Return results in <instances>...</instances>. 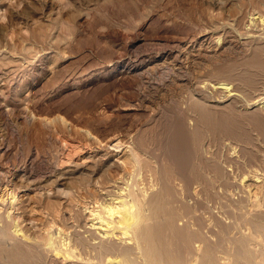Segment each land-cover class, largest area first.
<instances>
[{"label": "rangeland", "instance_id": "rangeland-1", "mask_svg": "<svg viewBox=\"0 0 264 264\" xmlns=\"http://www.w3.org/2000/svg\"><path fill=\"white\" fill-rule=\"evenodd\" d=\"M258 10L264 11V0H0V141L6 146L3 157L19 167L29 156L41 159L49 166L38 175L46 174L47 182L51 183L58 172L59 156L70 147L73 153H78L104 144L109 152L93 176L84 167L75 169L78 171L74 177L68 179L70 192L59 189L58 194V189L52 188L53 201L40 214L33 215L38 219L22 217L14 208L12 218L0 203V226L8 232L6 237L0 235V264H19L8 257L9 249L24 253L23 264H63L29 240L16 237L14 224L18 223L31 235L37 232L44 236L54 226L55 234L58 228L63 229V235L83 232L89 214L86 206L93 205L95 192L93 184L87 185L88 179L106 173L120 174L117 159L128 160L130 144L142 147L146 155L162 166L175 161L187 177L191 176L189 168L194 164L205 178L191 185V195L181 197L172 188L177 182L173 179L176 175L159 172L161 180L156 189L165 191L161 209L164 220L157 223L155 237L166 246L164 252L175 251L181 239L170 226V217L179 206L185 204L192 209L203 231L211 233L214 227L211 211L224 204L214 202L225 201L219 186L225 177L222 172L230 175L229 181L239 183L248 198V211L264 208L257 206L263 199L262 177L258 178L254 172L264 174V142L258 139L255 144H246L244 149L248 153L243 149L238 155L228 145V139L222 140V133L203 121L198 124L199 134L193 136L184 116L190 95L184 82L159 90L151 87L145 95L147 102H143V85L160 80L161 75L135 74L130 65L135 49L151 55L159 46H169L172 39H186L205 28L212 31L215 24L232 22L235 17L239 27L249 28L254 19L251 17ZM11 28L19 30L24 37L25 49L11 47ZM140 36L153 44L142 43ZM240 53L196 57L190 63L188 75L206 77L219 64L228 65L231 72L260 70L254 64H242ZM198 94L195 97L201 98L215 115L223 111L227 101L218 102L212 94ZM255 108L264 113V103L257 102L251 108L240 105L241 116L235 117L248 133L259 138L257 130L244 117ZM226 157L236 160L223 162ZM217 163L221 165L219 168ZM243 175L246 178L242 179ZM79 184L83 187L79 188ZM167 186L174 195L167 193ZM225 188L228 197L236 198L233 185L227 184ZM191 198L194 203H188ZM49 216L46 221L40 218ZM239 233L232 229L228 236ZM226 236L219 233L214 238L224 240ZM198 243V253H202L203 241ZM235 247V243L229 242L226 246L229 255L220 253L219 261H232ZM212 259L210 264H216V259L215 262Z\"/></svg>", "mask_w": 264, "mask_h": 264}, {"label": "bare ground", "instance_id": "bare-ground-1", "mask_svg": "<svg viewBox=\"0 0 264 264\" xmlns=\"http://www.w3.org/2000/svg\"><path fill=\"white\" fill-rule=\"evenodd\" d=\"M251 19L253 20L246 29L238 26V18L235 17L231 19L234 23L215 24V29L212 31L205 28L204 31L192 37L172 39L171 42L169 41L171 44L168 43L169 46H163L160 43L161 46L156 48L151 55L143 54L139 49H135L132 53L133 61L130 64L132 73L155 75V77L156 74L161 75L160 80L156 82L151 80L143 85L141 97L143 102L146 101V92L151 87L159 90L176 82H184L183 86H187L190 93L184 116L187 118L192 135L199 134L198 124L203 121L210 128L214 127L218 130L217 132L222 133V140L228 139V145L238 155L246 150L244 149L246 144H255L254 141L258 139L264 142V113L260 109L249 110L244 116L251 123L252 129L257 130L259 138L248 133L235 117L241 116L240 105L251 108L257 102L264 103V11L258 10L256 16ZM11 29L9 41L11 47L18 50L25 49L24 37L19 30ZM141 42L153 44L143 37H141ZM232 51L242 53H240L242 64L247 66L254 64L260 67V70L255 73H246L241 70L231 72L228 65L219 64L215 65L206 77L201 75L189 77L188 70L194 58L224 56ZM200 92L212 94L218 102L227 101L222 106L223 111L215 115L201 98L195 97ZM103 145L101 144L102 147L94 146L95 149L90 151L79 150L78 153L76 151L73 153L71 147L67 149L65 154L59 156L58 168L56 167L58 172L55 178L48 183L49 176L38 175V173L42 169H47L49 165L43 164L41 159L38 160L32 156H29L20 167L15 164L11 165L7 158L3 157L6 146L3 141H0V203L5 206L6 214L11 216L14 208V211L20 212L22 217L26 215L28 219H38L35 217L36 214H40L44 208L47 209L49 203L53 201L52 188L58 189V194L71 189L68 179L74 177L73 174L78 171L75 170L77 167L89 170L91 176L97 173L96 169L102 165L104 159L109 157L107 147ZM245 152L248 153L247 150ZM128 154V160L119 161L117 159L121 167V173L117 176L106 173L102 177L88 179L87 185L93 184L95 192L92 196L93 205H85L89 214L83 232L75 231L72 235H63L65 234L62 232L63 229L58 228V233L55 234L57 229L53 223L55 228L48 229L46 235L40 236L37 232L31 235L15 223L12 229L13 234L20 239L29 240L32 245L42 248L52 256L54 261H60L63 264H210L211 257L213 261L216 259V264H264V208L248 211L246 209L247 195L238 182L229 181L230 175L227 176L225 172L221 173L225 177L219 182L225 201L215 200L214 202L224 204L219 205L217 210L211 211L214 227L210 235L203 231L199 217L184 204V207L179 206L170 217V226L178 232L181 239L176 244L175 251L164 252L166 246L161 245L164 244L162 241H160L161 244L157 242L155 237L157 223L164 220L161 209L165 191L164 188L156 189L161 180L159 172H164V175L167 172H170V175H176L173 179H177V182L172 184V188L181 197L191 195V185L198 182L199 178L203 181L205 178L197 172L194 164L189 168L191 176L188 177L182 174L183 171L180 172L181 168L173 160L166 166H162L160 162L153 161L146 155L140 146L130 144ZM234 158L226 157L223 162H235ZM220 166V163L216 164L217 168ZM254 172L258 178L262 177L264 191V174L257 175L256 171ZM244 177L245 175L242 179ZM227 184L233 185L236 189V198L232 199L226 194ZM81 187L83 186L79 184V188ZM167 187V193L173 194L172 188ZM262 198L257 202V206L264 207V192ZM194 202L195 200L191 198L188 203ZM30 215L31 217H28ZM40 218L46 221L51 217ZM232 229H237L240 232L239 235L229 237L228 233ZM219 233L227 234L224 240L221 239L222 237L214 238ZM7 234L6 228L1 225L0 235L6 237ZM200 240L203 241L202 253H198ZM229 242L236 244L235 257L232 261L229 259L219 261L220 253L229 255L226 250ZM6 252L9 258L15 259L19 264L24 263L25 256L22 251L9 249ZM199 260H201L200 263Z\"/></svg>", "mask_w": 264, "mask_h": 264}]
</instances>
